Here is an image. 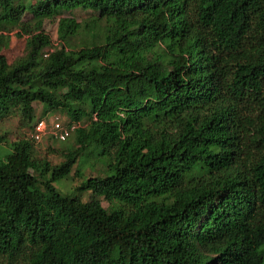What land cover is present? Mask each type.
I'll list each match as a JSON object with an SVG mask.
<instances>
[{"label":"trees","instance_id":"trees-1","mask_svg":"<svg viewBox=\"0 0 264 264\" xmlns=\"http://www.w3.org/2000/svg\"><path fill=\"white\" fill-rule=\"evenodd\" d=\"M14 29L0 119L74 128L55 165L0 136V264H264V0H0Z\"/></svg>","mask_w":264,"mask_h":264},{"label":"rangeland","instance_id":"rangeland-1","mask_svg":"<svg viewBox=\"0 0 264 264\" xmlns=\"http://www.w3.org/2000/svg\"><path fill=\"white\" fill-rule=\"evenodd\" d=\"M62 16L73 17L82 24H92L96 14L90 10L75 9ZM47 34L50 35L53 43L56 42V19L46 20L43 26ZM3 39H5V45L0 44V54H2L7 63L12 64L18 58L25 53V35H22L18 30L14 29L10 32H4ZM84 36L78 35L75 39H72V43L78 45L83 41ZM42 114L41 105L34 104L33 120L29 122L21 113L15 112L6 117L0 119V136H2L7 142H13L17 140H28L32 144L33 156L40 159H46L51 164L55 165L63 160V156L67 150L72 147V138L69 137L65 142H59L51 137L44 136L38 140L32 138V128L35 120ZM56 119L61 122L68 123L69 118L61 111L49 112L45 115V123L48 126L51 125ZM85 124V122L81 123ZM5 144H3L4 146ZM92 160V158L90 159ZM97 169H92L87 166L83 170L84 177L92 176L101 172V166H96ZM81 181L76 175V166L73 167L71 173L66 178H62L55 182V186L61 193H70ZM88 193H83L81 199L87 200ZM101 203L104 207L108 206V202L101 198Z\"/></svg>","mask_w":264,"mask_h":264},{"label":"built area","instance_id":"built-area-1","mask_svg":"<svg viewBox=\"0 0 264 264\" xmlns=\"http://www.w3.org/2000/svg\"><path fill=\"white\" fill-rule=\"evenodd\" d=\"M74 128L73 124L65 125L60 120L56 119L50 126L45 123L44 118L39 119L34 125L32 136L35 140L41 137L52 135L58 141L66 140Z\"/></svg>","mask_w":264,"mask_h":264}]
</instances>
